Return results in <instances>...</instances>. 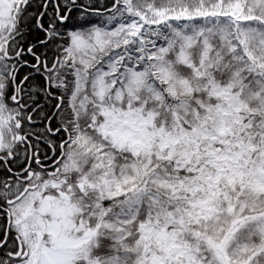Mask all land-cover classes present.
Instances as JSON below:
<instances>
[{"label":"snow or ice","instance_id":"snow-or-ice-1","mask_svg":"<svg viewBox=\"0 0 264 264\" xmlns=\"http://www.w3.org/2000/svg\"><path fill=\"white\" fill-rule=\"evenodd\" d=\"M0 264H264V0H0Z\"/></svg>","mask_w":264,"mask_h":264}]
</instances>
